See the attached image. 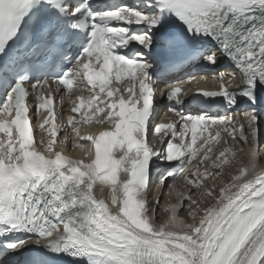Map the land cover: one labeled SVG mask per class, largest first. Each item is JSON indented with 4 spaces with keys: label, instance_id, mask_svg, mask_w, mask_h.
<instances>
[{
    "label": "snow or ice",
    "instance_id": "obj_1",
    "mask_svg": "<svg viewBox=\"0 0 264 264\" xmlns=\"http://www.w3.org/2000/svg\"><path fill=\"white\" fill-rule=\"evenodd\" d=\"M222 65L234 71L215 77L219 90L179 99V77ZM49 80L91 93L79 97L68 125L85 106L103 103L82 114L85 123L103 114L98 135L79 137L72 128L73 145L75 137L91 141L94 158L56 149L54 97L41 90ZM165 95L186 109H168L179 117L173 123L157 122ZM241 105L247 163L218 191L203 186L207 177L185 176L199 197L165 207L158 223L153 190L184 173L199 151L206 161L212 148L204 149L207 139L196 148L198 132L232 122ZM41 110L48 115L38 128L48 140L33 128ZM261 121L264 0H0V264H264ZM68 141L65 131L61 143ZM217 161L235 167L237 156L219 152L212 164L219 176ZM204 199L210 206L201 208Z\"/></svg>",
    "mask_w": 264,
    "mask_h": 264
},
{
    "label": "bare ground",
    "instance_id": "obj_2",
    "mask_svg": "<svg viewBox=\"0 0 264 264\" xmlns=\"http://www.w3.org/2000/svg\"><path fill=\"white\" fill-rule=\"evenodd\" d=\"M239 119H242L243 122L244 119L243 117H236V122L234 124H238L240 122ZM246 123V122H245ZM263 128V131H261V133L264 136V125L261 127ZM218 130L220 131V136L219 137H215V139L211 138V142H209L207 144V147H211L213 148L214 145H219V149H215V154H212L211 156H209V158L202 162L199 163V168L197 173L195 174L193 171L190 174V177H188V180H192V179H197L200 180L203 177H207L206 180L203 181V186L205 188H209V189H213L214 191H218V189L220 187H222L223 185L229 183L230 178L232 175L236 174V168L239 167L237 164L235 167H230L229 165L225 164V165H220L219 162L217 161V170L220 171V175L216 176L215 172L213 171L212 168V164H213V160L215 159V157L219 156V152L222 151V147H227V148H231L233 152L236 153L237 156V162H238V158H245V163H247L248 161V157L245 155V153L247 152L245 149L247 147H245L241 142L240 138L235 137V139L232 138V144H227L225 143V139L221 133V127L218 128ZM66 129L63 131V136L65 133ZM68 132V131H67ZM69 133V132H68ZM261 133L259 135V137L261 136ZM233 135V134H231ZM62 136V138H63ZM72 135L70 134V139H71ZM264 140V138H263ZM78 143L74 146L73 143L71 141H68L65 145H63V147L66 149V151L74 158L77 159H84L85 161H88V155L86 154L87 151L86 149L83 147H80V144H85L86 142L83 140H77ZM241 141V142H240ZM238 143V145H237ZM242 148V149H240ZM259 155H260V159H259V166L261 168H264V143L259 141ZM226 156L228 157V159H231V154L230 153H226ZM242 158V159H243ZM225 169V170H224ZM194 170V169H193ZM227 173V174H226ZM188 180L185 179H181L179 180L178 185L181 187L180 191H178L176 194L171 193L169 194V190L166 191L165 188L162 191V195L159 196L160 197V205L159 208L157 209L158 211V219L157 222H163V220L166 218V213L163 211L164 207L166 206V204L170 205H175L177 203H179L182 199V197H188L191 196L193 199H197L199 197V192L196 191V189L188 182ZM165 192V193H164ZM157 191L156 189L153 191L152 194V199L155 200L156 196H157ZM105 195H107V189H105ZM169 198V200H168ZM199 202V201H198ZM185 205L187 204V200H184ZM211 203H214V201H212ZM205 206H210V202L207 201V199H204L203 202H200V207L203 208ZM180 215L187 217V212L184 209H181L180 211ZM189 223H191V219L188 218Z\"/></svg>",
    "mask_w": 264,
    "mask_h": 264
},
{
    "label": "rangeland",
    "instance_id": "obj_3",
    "mask_svg": "<svg viewBox=\"0 0 264 264\" xmlns=\"http://www.w3.org/2000/svg\"><path fill=\"white\" fill-rule=\"evenodd\" d=\"M263 125H264V121H261L260 124H259V135H260L261 131H263V128H261ZM263 138H264V136H263V134L261 133V136L259 137V141H261V142L264 143ZM224 170H225V169H224Z\"/></svg>",
    "mask_w": 264,
    "mask_h": 264
}]
</instances>
